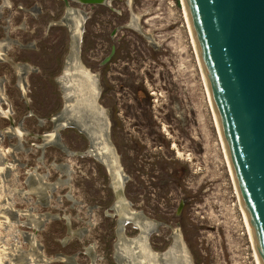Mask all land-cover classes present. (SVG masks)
<instances>
[{"label": "rangeland", "instance_id": "obj_1", "mask_svg": "<svg viewBox=\"0 0 264 264\" xmlns=\"http://www.w3.org/2000/svg\"><path fill=\"white\" fill-rule=\"evenodd\" d=\"M0 47V264H259L182 0H0Z\"/></svg>", "mask_w": 264, "mask_h": 264}, {"label": "water", "instance_id": "obj_2", "mask_svg": "<svg viewBox=\"0 0 264 264\" xmlns=\"http://www.w3.org/2000/svg\"><path fill=\"white\" fill-rule=\"evenodd\" d=\"M182 4L259 261L264 264V0H182ZM114 52L115 47L104 62Z\"/></svg>", "mask_w": 264, "mask_h": 264}, {"label": "bare ground", "instance_id": "obj_3", "mask_svg": "<svg viewBox=\"0 0 264 264\" xmlns=\"http://www.w3.org/2000/svg\"><path fill=\"white\" fill-rule=\"evenodd\" d=\"M184 10H185V8H184ZM185 13H186V11H185ZM186 17H187V14H186ZM187 22H188V26H189V29H190V32H191V35H192V38H193V41H194V37H193V34H192V31H191V27H190V24H189V20H188V17H187ZM79 25H81V22H79L78 23ZM80 33V31L78 32V34ZM77 34V36L79 37V35ZM194 43H195V41H194ZM196 47V46H195ZM1 48V47H0ZM5 49H6V47H5ZM4 50V49H3ZM196 51H197V49H196ZM198 54V53H197ZM199 57V56H198ZM200 61V60H199ZM80 63L78 62V60H77V62H72V65H74V68L71 70V69H66L65 70V73L63 74V78L65 79V80H67V78L69 77V74H70V78L72 79L71 80V83L70 82H65L67 85L66 86H71L72 88V90H73V92H71V93H69L67 96H70V95H74V101H71V102H69L68 104H66L67 105V107H71V109L72 108H74V109H76V107H81L82 109H85L86 107H87V104L90 102V101H92V96H93V94H92V92H90V96H83V98L82 99H80L79 100V97H81L82 96V94L83 93H85V92H87V90L89 89H93L94 87H93V84L91 83V81H90V84H88V83H86L84 80H83V78L86 76L87 78H88V75H90L89 74V72H87V71H85V70H82V72H80L79 70H81L82 68H81V65H79ZM201 64V63H200ZM202 67V66H201ZM70 72V73H69ZM74 74H76L77 75V77H75V75ZM80 74V75H79ZM84 74V76H82ZM88 74V75H87ZM79 75V76H78ZM66 77V78H65ZM87 81V80H86ZM69 84V85H68ZM77 89L80 91V95H76L75 93L77 92ZM67 94V93H66ZM66 96V97H67ZM93 101H94V98H93ZM81 104V105H80ZM78 110V109H77ZM216 115V114H215ZM93 133H94V131H93ZM96 134H98L99 136H101V134H102V132H96V133H94V136H96ZM92 136V135H91ZM175 146V145H174ZM111 147L110 146H108L106 143H103L102 145H101V149H102V151L103 152H110L111 151V149H110ZM116 166V165H115ZM116 169L115 170H117L116 171V174H118V170H119V167H118V165L115 167ZM117 176V175H116ZM117 178V177H116ZM233 178H234V176H233ZM234 181H235V179H234ZM235 185H236V182H235ZM121 188V187H120ZM236 188H237V185H236ZM119 190V189H118ZM237 191H238V188H237ZM238 193H239V191H238ZM239 197H240V194H239ZM240 200H241V197H240ZM241 206H242V210H243V213H244V217H245V221H246V226H247V228H248V231H249V234H250V237H251V240H252V242H253V245H254V248H255V252H256V255H257V259H258V263L260 264V261H259V257H258V254H257V250H256V247H255V243H254V239H253V235H252V231H251V227H250V224H249V221H248V218H247V215H246V213H245V210H244V207H243V204H242V201H241ZM126 218L128 219V216H126ZM146 237V236H145ZM144 244L142 243L141 244V248H144V246H143ZM125 247V246H124ZM127 248V247H126ZM122 254V253H121ZM123 255V254H122ZM130 257V255L129 254H127V258L129 259V260H131L132 261V258H129ZM155 259V258H154ZM183 260V259H182ZM152 264H156V263H152Z\"/></svg>", "mask_w": 264, "mask_h": 264}, {"label": "flooded vegetation", "instance_id": "obj_4", "mask_svg": "<svg viewBox=\"0 0 264 264\" xmlns=\"http://www.w3.org/2000/svg\"><path fill=\"white\" fill-rule=\"evenodd\" d=\"M79 31H77L76 35L78 34ZM80 34V33H79ZM106 58V57H105ZM105 60V59H104ZM103 60V63H106L104 62ZM108 62V61H107ZM66 78V77H65ZM65 82H70V80L67 78V80H65L63 78V84H65ZM73 92V90H70ZM71 93V92H70ZM74 93V92H73ZM69 94V93H68ZM66 94V95H68ZM76 94V93H75ZM97 96L94 95V101L96 99ZM78 108L77 110V114H76V122H77V125L80 129L82 130H86L87 129V133H88V136L90 138V152L91 153H94L95 155L99 156L100 154L103 155L102 153H105L102 151L101 149V145L103 143H106L108 145V143L105 141V136H104V133H103V127L98 123L97 121V111H96V105L93 106V107H89L90 109L88 110H85L83 111L84 109H82L81 107H76ZM80 108V109H79ZM99 111V110H98ZM89 112V113H88ZM87 113L89 116L93 117L92 118V122L88 123L86 122V117H87ZM99 114H102L101 112L98 113V116ZM64 125V124H63ZM93 131L94 133L96 132H102L101 136H99L98 134H96V136H93ZM92 135V136H91ZM109 146V145H108ZM111 149V148H110ZM112 151V149H111ZM105 154H110V152H107ZM112 168V166H111ZM154 253V252H153ZM156 254V253H155Z\"/></svg>", "mask_w": 264, "mask_h": 264}]
</instances>
